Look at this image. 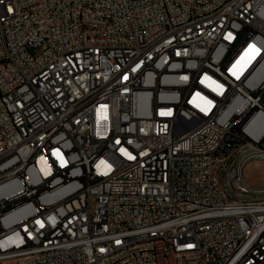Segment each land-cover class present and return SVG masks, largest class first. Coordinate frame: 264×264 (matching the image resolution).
I'll use <instances>...</instances> for the list:
<instances>
[{
	"label": "built area",
	"instance_id": "2783aa9c",
	"mask_svg": "<svg viewBox=\"0 0 264 264\" xmlns=\"http://www.w3.org/2000/svg\"><path fill=\"white\" fill-rule=\"evenodd\" d=\"M253 146L264 0H0V264H264Z\"/></svg>",
	"mask_w": 264,
	"mask_h": 264
},
{
	"label": "rangeland",
	"instance_id": "374dc122",
	"mask_svg": "<svg viewBox=\"0 0 264 264\" xmlns=\"http://www.w3.org/2000/svg\"><path fill=\"white\" fill-rule=\"evenodd\" d=\"M260 148L262 151H264V148ZM261 156L262 158L260 159ZM238 158L242 166L246 165L245 172L242 171V174L246 181H249L250 183L258 187L264 186V152L257 156H252L250 155V152H248L247 155H239Z\"/></svg>",
	"mask_w": 264,
	"mask_h": 264
},
{
	"label": "bare ground",
	"instance_id": "6f19581e",
	"mask_svg": "<svg viewBox=\"0 0 264 264\" xmlns=\"http://www.w3.org/2000/svg\"><path fill=\"white\" fill-rule=\"evenodd\" d=\"M264 148V146H253L250 147L248 149V152H250V155L254 156V155H259L261 154L262 151L261 148ZM241 158V157H239ZM238 156H234V164H229V178H237L238 177V166H242V164L239 161ZM245 158V157H244ZM253 158V157H252ZM262 158V156L260 157V159ZM240 184L241 185H248V182L246 181V179L244 178L242 171L240 173ZM255 237H264V223L261 227V229L255 230Z\"/></svg>",
	"mask_w": 264,
	"mask_h": 264
},
{
	"label": "crops",
	"instance_id": "0c3cea01",
	"mask_svg": "<svg viewBox=\"0 0 264 264\" xmlns=\"http://www.w3.org/2000/svg\"><path fill=\"white\" fill-rule=\"evenodd\" d=\"M245 172V171H244ZM246 177V176H245Z\"/></svg>",
	"mask_w": 264,
	"mask_h": 264
}]
</instances>
